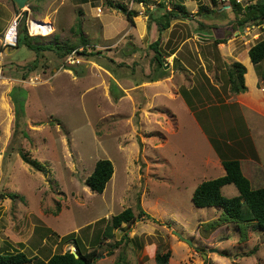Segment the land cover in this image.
<instances>
[{
	"label": "rangeland",
	"instance_id": "374dc122",
	"mask_svg": "<svg viewBox=\"0 0 264 264\" xmlns=\"http://www.w3.org/2000/svg\"><path fill=\"white\" fill-rule=\"evenodd\" d=\"M189 1L191 8L185 0H25L20 8L0 0V50L4 31L24 11L27 33L29 19L51 24L36 35L40 43H78V29L88 42L73 61L25 45L0 55L1 246L46 264L51 253L75 249L72 234L83 251L96 248L92 264H157L156 253L167 250V264H264L263 231L249 228L241 240L232 222L206 229L220 209L191 201L198 183L224 174L212 139L227 157L236 148L252 187L264 185V59L252 66L247 58L264 24L239 26L233 8ZM117 3L134 11L132 22ZM179 3L192 15L159 30L156 18ZM194 4L215 11L196 13ZM157 39L163 68L149 46ZM235 61L248 65L247 92L229 89ZM252 76L259 96L250 94ZM14 96L24 100L19 129L26 137L14 132ZM15 143L46 172L7 155ZM103 158L114 171L97 193L84 180ZM221 192L238 194L233 184ZM128 207L133 220L102 239L106 221Z\"/></svg>",
	"mask_w": 264,
	"mask_h": 264
},
{
	"label": "trees",
	"instance_id": "16d2710c",
	"mask_svg": "<svg viewBox=\"0 0 264 264\" xmlns=\"http://www.w3.org/2000/svg\"><path fill=\"white\" fill-rule=\"evenodd\" d=\"M134 1L146 3V0ZM212 1L216 3L215 0ZM240 3L241 2L231 0L233 9L236 11L237 15H239L237 16V23L239 26H243L246 23L264 24V0H249L248 3H245L244 5ZM117 4L120 11L126 15L129 21L132 22V16L135 14L134 11L127 10L121 3ZM204 9L205 6H200L196 13H201ZM26 14L27 12L24 11L22 16L23 19L18 22L16 48L20 45H25L30 50L36 52L49 50L54 51L59 57H65L66 55L71 54L72 51L77 50L79 45L83 47L87 46V39L82 35L81 29L77 30L79 34L78 43H70L67 40L63 42L55 41L54 43H40V41H38L40 36H31L27 33L25 22ZM189 15L192 14L188 12L183 3L175 4L174 9L163 13L159 19L156 18V20H158L157 23L159 24V30L166 29L169 26V21L171 19L180 16L187 17ZM160 18L161 21H159ZM163 18L164 20H162ZM216 42L220 43L224 42V40H216ZM158 44L159 42L157 39L149 46L155 51L154 59L157 61L158 66L163 68V56L159 50ZM248 56L250 62L254 65L260 63L264 59V38L258 40L249 47ZM245 72L246 67L243 63L235 61L230 64L228 79L230 83L229 89L232 93L238 94L247 90L244 82ZM14 101L16 108L15 124L17 127V130H14V132L20 131L24 137H26V132L22 128L19 129V122H21L20 120L24 115V100L22 99L21 102L14 96ZM215 140L212 139L215 145V150L221 159L224 174L212 179L201 181L195 186L191 195V201L196 207L214 206L220 209L219 215L205 222L204 228L215 229L225 223L232 222L238 227L241 240L246 238L249 228H257L264 232V185L260 187H252L249 178L242 170L240 159L233 155L236 148L228 147L227 151L230 153L231 157H227V153H223L225 151L220 148V143H217ZM15 144L18 145V143ZM11 152L18 153L23 161L32 166L36 171L41 173L46 172L45 166L38 160L32 159L28 156L19 145L17 148L9 145L6 149V154L8 155ZM224 155H226V158H224ZM113 171L114 169L111 160L108 158L98 159L95 162L92 172L85 178L84 183L91 191L102 193L107 182L110 180ZM226 184H233L237 188L238 194L230 197L223 195L221 188ZM141 213L144 214L145 212L142 211ZM133 218L134 214L130 207L112 215L111 218L106 221L102 239L112 237L115 229L120 227L122 223H130ZM68 237L72 239V244L75 246L78 257H75L68 249L63 252L51 253L46 258V264H88L90 262L92 264L96 258V248H93L90 251H83L81 243L77 237L72 236V234ZM102 239L98 238L97 240L96 238L95 241L98 246L103 242ZM170 255L171 253L169 250L163 253L157 252L154 257L155 262L157 264H167ZM32 260L33 257L29 256L22 250L0 251V264H31ZM208 264L213 263L209 262Z\"/></svg>",
	"mask_w": 264,
	"mask_h": 264
},
{
	"label": "built area",
	"instance_id": "2783aa9c",
	"mask_svg": "<svg viewBox=\"0 0 264 264\" xmlns=\"http://www.w3.org/2000/svg\"><path fill=\"white\" fill-rule=\"evenodd\" d=\"M222 1H224V0H222ZM236 1L241 2L242 0H236ZM97 11L100 13L101 8L99 7L97 9ZM18 17H19V15H16L13 22L10 23V25L4 31L3 37L1 39V46L3 47V50H0V55L7 52L8 48L14 47L17 43V26H18V22H19ZM33 21L36 24H39V26L44 28V29H47V28L50 29L51 28L50 23L41 22V21L36 20V19H29L28 23H27V27H28V33L30 35L42 34V29H40V30H38V32H36L35 28L32 27ZM74 53H75V51H72L71 54L68 55V57L71 61H73L75 58Z\"/></svg>",
	"mask_w": 264,
	"mask_h": 264
},
{
	"label": "crops",
	"instance_id": "0c3cea01",
	"mask_svg": "<svg viewBox=\"0 0 264 264\" xmlns=\"http://www.w3.org/2000/svg\"><path fill=\"white\" fill-rule=\"evenodd\" d=\"M215 1H216V0H215ZM217 1H218V3H220V4L222 5L223 8H225V7H226V9H230V8L232 9V8H233V7H232V4H231V0H224V1H222V0H217ZM235 1H236V0H235ZM253 1H254V0H253ZM185 2H186V6H187V8H188V7H190V8L192 7V4H193V3H191L189 0H185ZM236 2H237V1H236ZM211 3H212L213 5L216 4V3H214L212 0H211ZM194 5H195V4H194ZM243 5H244V4H243ZM195 6H196V5H195ZM193 7H194V6H193ZM152 9H153V11H154V12H151L152 15L155 14V13H158L157 10H156L157 8H152ZM196 10H197V6H196V9H195L194 11H196ZM211 10H212V11H211ZM219 10H220V9H219ZM204 11H209V12L211 11V12H214L215 9H214V8H213V9H209V7H207V8L205 7ZM217 11H218V10H217ZM160 12L162 13V11H160ZM152 15H151V16H152ZM46 22H47V21H46ZM148 25H149V23H148ZM199 27H201V26H199ZM205 29L209 30L208 28H205ZM153 33H154V32H153ZM204 35H206V34H204ZM206 36H209V37H210L211 35H206ZM220 43H222V42H220ZM12 49H13V48L8 49L9 51H8V52H5V53H9V54H11V53H12ZM247 51H248V50H247ZM247 58H248V60H249V56H247ZM249 62H250V60H249ZM182 63H183V62H182ZM250 63H251V62H250ZM244 64H245V63H244ZM251 64H252V63H251ZM245 65H246L247 68H248V65H247V64H245ZM246 66H245V67H246ZM252 66H253V64H252ZM252 66H251V67H252ZM247 70H249V69H247ZM251 71H252V70H251ZM247 72H249V71H247ZM254 77H255V76H252V77H251V78H253V82H254L253 85H254V87H253V89L250 90V94L252 93V94H251L252 96H259V95L257 94V92H256V88H255V86H256V85H255V82H256V81L254 80ZM159 78H160L159 76H156L152 81L159 80ZM246 80H247V79H246ZM247 82H248V81H247ZM256 84H257V83H256ZM246 87H247V86H246ZM246 92H247V91H246ZM238 94H239V93H238ZM6 247H7V246H1V245H0V251H2V250H4V249H5L6 251H9V250H7L8 248H6ZM65 251H66V250H65ZM31 264H33V263H31Z\"/></svg>",
	"mask_w": 264,
	"mask_h": 264
},
{
	"label": "bare ground",
	"instance_id": "6f19581e",
	"mask_svg": "<svg viewBox=\"0 0 264 264\" xmlns=\"http://www.w3.org/2000/svg\"><path fill=\"white\" fill-rule=\"evenodd\" d=\"M46 23V21H44ZM44 26V25H43ZM32 27L35 28L36 32H38V30L42 29V34H48L52 28H47V29H44L42 27L39 26V24H36L34 21L32 22Z\"/></svg>",
	"mask_w": 264,
	"mask_h": 264
},
{
	"label": "water",
	"instance_id": "95a60500",
	"mask_svg": "<svg viewBox=\"0 0 264 264\" xmlns=\"http://www.w3.org/2000/svg\"><path fill=\"white\" fill-rule=\"evenodd\" d=\"M20 8L22 7V6H24V2H25V0H13ZM41 21V20H40ZM71 252L74 254V256L75 257H78V254H77V252H76V250L75 249H72L71 250ZM88 264H91V262L90 263H88Z\"/></svg>",
	"mask_w": 264,
	"mask_h": 264
},
{
	"label": "clouds",
	"instance_id": "9594fccd",
	"mask_svg": "<svg viewBox=\"0 0 264 264\" xmlns=\"http://www.w3.org/2000/svg\"><path fill=\"white\" fill-rule=\"evenodd\" d=\"M36 20H37V19H36ZM39 21H40V20H39ZM41 22H43V21L41 20ZM32 36H35V35H32ZM15 46H16V45H15ZM15 46H14V47H15ZM11 48H12V47H11Z\"/></svg>",
	"mask_w": 264,
	"mask_h": 264
}]
</instances>
